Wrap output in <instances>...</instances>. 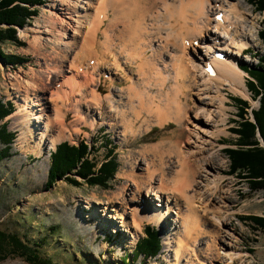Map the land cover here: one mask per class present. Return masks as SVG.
I'll return each mask as SVG.
<instances>
[{"label": "bare ground", "instance_id": "1", "mask_svg": "<svg viewBox=\"0 0 264 264\" xmlns=\"http://www.w3.org/2000/svg\"><path fill=\"white\" fill-rule=\"evenodd\" d=\"M50 7L55 9L53 16L38 20L32 29L20 31L21 36L30 31L38 33L31 43L43 62L38 60L41 70L30 72L28 79H20V75L8 82L13 90L10 95L19 101L13 121L20 130L16 140L25 152L40 156L46 148L72 140L86 124L91 128L103 123L112 129L118 126L122 140L128 142L137 130L142 133L154 125L174 123L177 142L165 146L162 139L144 148L139 153L141 158L128 156V170L119 173L126 180L102 203L109 214L105 213L104 225L98 223V229L117 220L129 228L136 241L144 221L165 226L169 214L174 213V231L163 240L169 264H196L193 256L196 259L198 255V264H213L220 256L218 243L224 240L219 227L224 223L219 219L222 209L219 205L214 208L218 224L204 216V199L208 197L200 191L198 179L202 172L207 176L214 169L215 156L204 147L187 154L180 143L187 125L201 118L189 112H197L216 98L215 117L226 113L220 81L233 92L247 95L245 71L237 57L253 40L250 36L254 17H245L253 16L252 12L248 7L241 10L236 0H53ZM69 29L73 31L71 35H67ZM50 37L55 40L52 51L40 52ZM200 40L203 42H196V50L193 44ZM220 50H226L222 59L216 57ZM87 57L91 59L86 62ZM204 59L205 65L201 66ZM208 62L214 66L212 76L205 70ZM126 64L135 65L137 76L133 79L126 75L129 85L115 90L111 86L115 73L101 71V65L122 72ZM197 77L205 82L198 84ZM104 82L109 83L110 89L103 96L98 90ZM181 84L187 90L205 93L198 97L201 105L189 102L187 93L178 89ZM49 109L51 115L46 112ZM67 112L73 114L70 122H66ZM37 129L40 132L35 135ZM146 152H152L153 157L149 158ZM215 179L213 188L218 186ZM206 184L209 185L208 178ZM144 188V197L155 196L159 207L149 202L142 205ZM85 203L86 219H98L95 212L99 211V198L94 196ZM207 221L212 222L213 229L205 227ZM115 228L116 224L113 231ZM202 235L205 241L200 239Z\"/></svg>", "mask_w": 264, "mask_h": 264}, {"label": "rangeland", "instance_id": "2", "mask_svg": "<svg viewBox=\"0 0 264 264\" xmlns=\"http://www.w3.org/2000/svg\"><path fill=\"white\" fill-rule=\"evenodd\" d=\"M52 1L46 0L45 3L37 5L39 10L38 15L34 16L23 27H16L17 36L24 45H16L11 41H5L1 44L5 55H19L25 61L11 65L10 63L6 64L0 59V98L3 101L12 102L14 106V111L7 117L6 122L8 130L14 132L16 135L11 145V155L0 160V229L5 232L16 233L30 244L40 243V247H37L38 254L42 259L48 261L49 264H169L167 259L168 251L164 247L163 240L167 233L170 234L174 231V213L169 214V220L167 219L165 226H162V223L144 221L141 226L142 231L138 233L136 241H134L132 234L129 232V228L126 229L121 226L122 222L114 220V222H108L101 229H98V223L104 225L103 221L106 219L105 213L109 214L106 210H103L104 206L102 203L113 192L117 191L126 180L119 173L128 170V163L130 162L128 156L134 155L141 158L139 153L144 148L154 145L162 139L165 141V146L168 143L177 142V135L174 131L177 125L174 123L163 127L154 125L148 130L142 131V133L137 130L135 131V136L131 135L127 142L122 140V136L119 134L121 133V128L118 126L112 129L108 124L103 123L91 128L86 124L80 128L81 133L79 135H74L72 140H64L70 144H77L82 139L86 140L89 145H94L96 148L90 157H94L97 160L104 158L106 148H110L108 144L113 146V153L117 158L118 168L114 179L110 181L109 186L106 188L98 185H87L75 175L73 177L78 178L81 182L79 186L72 185L68 180L66 181L61 178H56L53 184L47 186L50 155L59 143L54 147L46 148L40 156H37L35 153L25 152L21 143L16 140L17 135L20 134V130L14 127L13 121L18 115L16 113L19 110V101L10 95V92H13V90L9 89L11 84H8V82L10 79L15 81L20 75H22L20 79H28L30 72H39L41 70L40 64L38 65L37 63L38 60L41 64L43 62L41 58H38L41 57V54L33 50L32 45L34 43H31L38 33L30 31L28 35L21 36L20 31L32 29L38 20L45 19L49 15L53 16L55 9L50 7ZM236 1L239 3L241 10L245 11L248 7V11L252 12L253 16L245 14L248 20L254 17L252 21L254 28L251 33L252 36H250L253 40L249 44L245 54H240L237 57L239 65L252 66L258 62L257 55H264V42L258 36V32L264 23V12L256 11L246 0H244V3L241 0ZM79 4L82 5V2H79ZM65 19L69 20L66 17ZM106 22L103 23V27H105ZM72 32V29H69L67 35H71ZM54 41V38L50 37L49 41H47L48 44L40 48L41 50L39 49V51H52L51 47L55 44ZM201 42L203 41L200 40L199 44ZM196 45L194 42L193 47L198 50V46ZM220 52L224 55L226 54V50H220ZM89 59L91 58L87 57L86 62ZM205 59L199 63L201 66L205 65ZM110 67L109 65H101L100 70L106 71L107 74L108 71L115 73V80L111 85L115 90L128 86L129 83L126 81L128 77H133L134 79L137 76L135 74V65L126 64L125 67H129V70L125 68L128 71L123 70L122 72L120 70L115 71ZM98 73L99 71L97 70L96 75ZM244 73L245 82H247L249 75L246 72ZM196 82L202 84L205 81L197 77ZM222 83L224 82L220 81L221 95L227 103L225 106L226 113L222 117H215L218 115V101L216 98H213V101H210L209 98H204L206 102L210 101L211 104L201 106L202 108L198 109L197 112H189L191 116L197 114V117L201 118L195 120V123L191 122L187 125V131L183 136L184 141L180 145L182 144L181 148L186 150V153L190 155L204 147L215 156L212 160L213 165H216L214 169H211L207 176L202 172L201 177L198 179L200 180V191L204 192L205 196L208 197L204 199L206 202H204V216H207L215 223L220 222L219 219H223L224 221V223L219 225L223 230L220 235H224L223 242H219L217 246L220 256L218 260L213 261V264H264V229L254 227L252 222L242 221L241 219L242 216L248 214L264 217V190L251 192L247 186L246 179L229 174V159L224 153L226 147H234L232 143L237 137L231 131V128L235 126L234 120L239 119L236 107L238 103L234 98L238 97L248 100L252 109H257L258 101L252 99V94L248 88L247 95H243L233 92ZM184 84H181L178 89L182 93H187L191 104L201 105L199 98L204 97L205 93H195L193 90H187ZM102 85L98 91L104 96L110 88H108V82H104ZM144 97L142 95V101L145 100ZM47 103L51 104L48 101ZM104 105L106 106V104ZM106 110H109V107ZM210 110L214 111L213 114L210 113ZM202 111L203 114L201 115ZM46 112L50 115L52 114V110L50 111V109ZM67 113L66 122H70L73 119V114L71 112ZM220 118L223 119L221 120ZM215 119H217V122L214 121ZM205 120L209 123L205 122ZM136 124L138 126L140 122ZM34 132H36L35 135H38L37 133L40 132V129ZM3 146L0 143V150ZM148 152H146L147 156L152 158L153 153ZM172 157H170V160H172ZM193 158L195 159V157ZM214 177L218 185L215 188H213L215 185L212 182ZM207 178L209 181L208 186L206 184ZM145 192L146 189L144 188L141 192L142 197L140 198L142 199V205L145 202H149L153 207L161 205L154 198L155 196L147 197L145 195L144 197ZM94 196L98 197L99 201H101V204L97 205L99 206V211L95 212L99 218L86 219L87 209L84 208L86 206L85 201L94 199ZM218 205L222 209L219 219L215 218L214 214L216 213V209L214 208ZM126 218L129 222L131 221L130 214H127ZM99 219H101V222ZM120 220L123 221L122 219ZM115 224L117 228L113 231V225ZM149 224L158 233L161 240V249L157 256L152 259L144 258L143 256L134 257L132 252L135 249L136 243L144 237V227ZM205 227L213 229L214 226L212 222L207 221ZM106 235L109 236L108 241L105 240ZM44 238L45 240L42 241ZM200 239L205 241L206 237L202 235ZM198 256L196 259L193 256L194 263L196 264L200 261L199 257L201 256ZM0 264L30 263L21 257L11 256L4 260L0 259ZM205 264L210 263L207 261Z\"/></svg>", "mask_w": 264, "mask_h": 264}, {"label": "trees", "instance_id": "3", "mask_svg": "<svg viewBox=\"0 0 264 264\" xmlns=\"http://www.w3.org/2000/svg\"><path fill=\"white\" fill-rule=\"evenodd\" d=\"M256 11L264 12V0H246ZM46 0H0V59L8 64L16 65L25 61L19 55L3 52L2 43L11 41L16 45H24L17 36L16 27H23L34 16L38 15L37 5ZM258 36L264 42V23ZM257 64L243 65L248 73L246 86L254 100L259 101V107L252 109L254 121L250 118V103L243 98L235 97L237 104L238 120H234L235 126L231 128L237 137L232 143L234 147H226L224 153L229 159V174H234L241 179H246L251 192L264 190V147L260 145L258 133L264 142V55H257ZM14 106L10 101L0 98V143L4 146L0 150V160L10 156L11 145L15 133L8 130L6 118L12 114ZM94 144V143H93ZM107 145V142H106ZM104 158L97 160L90 157L96 149L82 139L77 144L68 141L59 143L50 155V164L46 185L50 186L56 178L68 180L72 185L81 184L78 178L87 185L106 188L114 179L118 168V162L113 153V146L108 144ZM242 221H250L254 227L264 229V217L248 214L241 217ZM143 238L139 239L133 250L134 257L155 258L161 249V240L153 226L146 225L143 230ZM45 238L42 240L44 241ZM40 243L30 244L18 234L5 232L0 229V259L18 256L30 264H49L39 256ZM252 251V250H251Z\"/></svg>", "mask_w": 264, "mask_h": 264}, {"label": "water", "instance_id": "4", "mask_svg": "<svg viewBox=\"0 0 264 264\" xmlns=\"http://www.w3.org/2000/svg\"><path fill=\"white\" fill-rule=\"evenodd\" d=\"M2 61H3V59H2ZM253 120H254V118H253ZM257 135H258L261 146L264 147V142H263L262 138L260 137L259 133Z\"/></svg>", "mask_w": 264, "mask_h": 264}]
</instances>
